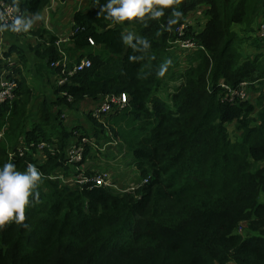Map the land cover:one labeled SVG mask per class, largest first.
I'll return each instance as SVG.
<instances>
[{"label": "trees", "instance_id": "16d2710c", "mask_svg": "<svg viewBox=\"0 0 264 264\" xmlns=\"http://www.w3.org/2000/svg\"><path fill=\"white\" fill-rule=\"evenodd\" d=\"M48 1L20 0L16 14L35 17ZM0 2L12 8V0ZM108 3L93 0L72 11L64 49L89 64L61 84L54 65L59 36L32 31L33 78L48 96L32 98L18 77L28 61L21 48L0 46V68L11 59L16 81L12 101L0 107V168L11 162L23 172L33 164L42 173L24 226L11 221L0 228V264H264V41L256 36L264 0H181L161 17L121 23L100 13ZM196 8L205 17L201 25L185 21ZM179 39L194 47L178 59L170 52ZM243 39L252 52H242ZM67 58L70 71L78 60ZM170 81L178 84L161 99ZM219 82L230 88L244 82L247 98L223 99ZM106 94L123 95L122 110L138 121L140 137L124 145L137 181L146 180L136 195L47 177H73L85 164L86 174L94 169L89 153L102 143L81 134L78 107L83 99L96 103L81 112L93 122L115 116L117 109L94 113ZM80 137L88 139L82 159L66 163L67 146ZM39 142L52 153L38 150Z\"/></svg>", "mask_w": 264, "mask_h": 264}, {"label": "rangeland", "instance_id": "374dc122", "mask_svg": "<svg viewBox=\"0 0 264 264\" xmlns=\"http://www.w3.org/2000/svg\"><path fill=\"white\" fill-rule=\"evenodd\" d=\"M201 15H202L201 11L197 8L194 11L186 14L185 21L193 22L194 17L200 18ZM32 21L42 25L41 19H33ZM252 24L255 25L256 22L255 23L253 22ZM37 25L38 24H36V26ZM33 27L34 26H32V29L26 32L25 35H24V32L22 33L10 32L9 29L7 28L4 31H0L1 32L0 46L2 48H6L9 44L24 46V48H22L21 50L24 53L29 52L27 49V44L32 42L33 39L35 38L34 36H32V31H34ZM62 29L63 31L65 30L64 27H62ZM125 30L127 31V29ZM247 35L251 37L250 32H247ZM243 43L245 44V45L241 44V50L243 53L253 51L254 48L251 46H247L249 45V43H247L245 39H243ZM12 56L15 57V54H12ZM34 61L35 59L31 57V59L28 60L25 65L20 64L21 70L18 68L20 70L18 77L22 76L25 78V83L28 89L30 90L32 98L42 97L44 95L48 96L47 93H44L45 88H44V84H42L43 81L39 82L33 78V75H35L36 73L34 72V67H35V64L33 63ZM170 90H173V85L166 86V89H164L162 92H158L159 97L161 99L163 98L164 100H166L168 94L171 93ZM248 95L250 94L248 93ZM33 100L32 99L30 100L29 102L30 106L32 105ZM88 104L91 105L90 107H93L95 105L92 102ZM78 110H80V113L77 114L76 122L77 121L80 122L81 134L88 136V138H91L95 144L109 143V145L113 146V149L111 150L106 148L105 150L99 152L100 156L94 155V153L92 152L89 153L91 157V158L89 157V163L91 164V166H93L94 168H100V169H95V170H103L102 168L104 167V164L106 162H109L110 163L109 167L112 168L116 172V175H121L118 172V168L123 167V170L127 171V174L121 175L120 176L121 180L120 181L118 180V182L120 185H126L125 182H127V184L130 185L131 182L134 180V178H136V176L133 170L132 158L128 154L127 150L124 149V145L127 141L138 139L140 137L139 131L136 129L138 121L134 120V117L132 116V114L127 113L125 111V112H120L118 115H115V116L110 115L109 117L108 116L103 117L102 119H100L99 122H93L85 118L84 115L81 113V112H84L83 110H86V107H78ZM78 110L74 107L69 111L74 112ZM34 115L35 113L33 112L31 116H34ZM72 116L74 117V119H76V114ZM90 124L93 127L100 128L101 130L100 131L92 130L90 128ZM128 185L118 186L116 183V187H117L116 189H107V190L108 192L112 194L121 195L124 193V192H121V190L126 188ZM135 190H132L130 192L136 195L134 193ZM259 200L261 201L264 200V197L260 195ZM240 230L241 228L239 227L237 231H240Z\"/></svg>", "mask_w": 264, "mask_h": 264}, {"label": "built area", "instance_id": "2783aa9c", "mask_svg": "<svg viewBox=\"0 0 264 264\" xmlns=\"http://www.w3.org/2000/svg\"><path fill=\"white\" fill-rule=\"evenodd\" d=\"M11 7L8 5L3 4L0 2V12H6L10 13L11 15H16V13L10 12ZM11 25V20H3L0 21V25ZM184 28V24H179L175 31L180 34L182 32V29ZM256 36L264 41V21L260 22L257 30H256ZM66 40L64 37H58L54 41V45L56 49L58 50V59L54 62L55 66L60 67V77H58V84H61L66 81L67 76H69L72 72L80 71L84 67L88 66L89 60L86 57H81L75 64L72 66L70 71H65L66 64L68 62L67 54L66 52L61 48V43H63ZM89 45H92V41L90 39L87 40ZM171 49L178 48L181 51H187L194 47V43L187 39H179L177 41L171 42ZM13 62L11 59L5 60V66L0 68V107L4 103H10L14 97V90L16 88V81L13 76V72L11 69ZM178 81H170L169 85H177ZM219 86L223 89L225 92L223 99L232 100L233 98H247V93L245 90V84L244 82L239 83V85L236 88H230L229 86L219 82ZM172 92V90H170ZM126 106V98L123 95H112V94H106L102 97L96 111L94 112L95 115L98 113H108L113 109L122 110ZM5 125L0 126V141L3 137V128ZM88 139L85 137H80L79 140L67 146L66 148V163H77L82 159L84 147ZM36 148L40 150L41 148L46 147L47 150L52 153V149H50L46 143L39 142L36 145ZM26 148L24 147V150ZM21 151V150H20ZM41 153V152H40ZM43 155V154H42ZM8 157H10V153L7 154ZM84 166H79L77 168V173L73 177L69 178H62L60 175H48L47 177L50 179H56L59 178L61 181L65 183H71V184H77V185H85L86 187L90 188L92 186L96 187H102V188H108V189H116V184L112 181L111 175L107 171H99L95 169L90 170V174H86L84 171H82ZM145 179H140L136 183H132L128 187L121 190V192H130L132 190L138 189L143 183H145Z\"/></svg>", "mask_w": 264, "mask_h": 264}, {"label": "clouds", "instance_id": "9594fccd", "mask_svg": "<svg viewBox=\"0 0 264 264\" xmlns=\"http://www.w3.org/2000/svg\"><path fill=\"white\" fill-rule=\"evenodd\" d=\"M180 2L181 0H109L106 8H100V13L107 11L106 18L118 23L126 20H143L146 14L158 18L164 15V9L171 8ZM19 3L20 0H12L11 13H19ZM154 7L157 10L154 11ZM174 15H179V13H174ZM40 18L39 14L35 15V19ZM3 20H11L10 30L15 33L21 30L28 32L32 28V21L26 20L22 14L11 15L0 12V21ZM6 27L0 25V31H4ZM41 181L42 173L33 164H28L23 172L17 170L16 165L11 162L5 163L0 168V228L11 221L24 226L25 212L30 206L29 197L33 195ZM35 194L37 201L40 202L39 192Z\"/></svg>", "mask_w": 264, "mask_h": 264}, {"label": "crops", "instance_id": "0c3cea01", "mask_svg": "<svg viewBox=\"0 0 264 264\" xmlns=\"http://www.w3.org/2000/svg\"><path fill=\"white\" fill-rule=\"evenodd\" d=\"M92 3H93V0H49L47 2V4L40 11V14L42 16V18H40L42 21V25L32 21L33 19H35L34 16H30V15H24V16H25L26 20L30 19L32 21V26H34L33 27L34 30L41 27V28H44L50 32H53L56 36L61 37L62 35L65 34L67 29L69 28V19H70V15H71L72 11L74 9L90 8ZM199 10L201 11V9H199ZM201 14H202V12H201ZM204 19H205V17L202 14L200 18L194 17L193 22L189 21L187 23L195 24V22H198L201 25L202 22L204 21ZM36 24H38V25L36 26ZM62 27H64L65 32L63 31ZM31 29H29V30H31ZM22 32H24V31L21 30L19 33H22ZM25 33L26 32H24V35H25ZM65 35L66 36L64 38H66V40L62 43L63 49L68 44L67 40H68V36L70 35V33L67 31ZM16 46H18V45H16ZM68 46H69V44H68ZM19 47L21 49L24 48V46H19ZM64 51H66V50L64 49ZM67 51L66 52L68 54L70 63L77 61L79 57L83 56V55L79 54V52H71L69 49H67ZM24 54L27 56L28 60H30L31 57H33L29 52H25ZM180 54H181V50H179L178 48L171 49L170 55L172 57L174 56V57L179 59L182 57V55H180ZM167 62H168V64L172 62V59L170 56H168ZM167 72H168V68L166 69V73ZM56 78H57V76L55 77V79ZM91 102H93V101L89 100V99H83L80 102L79 107H87L86 109L91 108L90 107L91 105L88 104ZM94 104H96V103H94ZM117 111H118L117 113L119 114V112H125L126 110H124V111L123 110H117ZM127 113H129V112H127ZM118 114H116V115H118ZM106 146H108V147H106ZM106 148L111 150V149H113V146L109 145V143H102V145L97 148L98 151H97L96 155L100 156L99 152L105 150ZM109 165H110V163L106 162L104 164V167L102 168L103 170H99V171H107L112 176L111 177V179L113 178L112 181L115 184L117 183L118 186L128 185L127 182H125L126 185H120L118 182V180L119 181L121 180L120 176L127 174V171L123 170V167H119L118 172L121 175H116V172L112 168H110ZM84 166H87V165L85 164ZM87 167H89V166H87ZM92 168H94V167L92 166ZM94 169H100V168H94ZM113 175H114V177H113ZM136 182H137V179L134 178V180L131 182V184L136 183Z\"/></svg>", "mask_w": 264, "mask_h": 264}]
</instances>
